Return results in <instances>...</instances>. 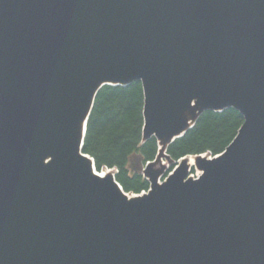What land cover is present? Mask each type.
<instances>
[{"label":"water","instance_id":"95a60500","mask_svg":"<svg viewBox=\"0 0 264 264\" xmlns=\"http://www.w3.org/2000/svg\"><path fill=\"white\" fill-rule=\"evenodd\" d=\"M134 82L163 153L207 111L244 124L126 193L83 144ZM0 264H264V0H0Z\"/></svg>","mask_w":264,"mask_h":264},{"label":"trees","instance_id":"16d2710c","mask_svg":"<svg viewBox=\"0 0 264 264\" xmlns=\"http://www.w3.org/2000/svg\"><path fill=\"white\" fill-rule=\"evenodd\" d=\"M144 106L141 82L125 87L106 86L97 94L87 123L83 152L94 159L97 170L117 169L116 180L127 193L149 190L142 170L156 159L159 150L155 138L143 143ZM243 124V115L234 108L207 111L191 130L168 147L167 155L174 162L187 156L220 155Z\"/></svg>","mask_w":264,"mask_h":264},{"label":"rangeland","instance_id":"374dc122","mask_svg":"<svg viewBox=\"0 0 264 264\" xmlns=\"http://www.w3.org/2000/svg\"><path fill=\"white\" fill-rule=\"evenodd\" d=\"M163 151H161V154L159 155L157 161L155 162V164L153 165L154 166V169H159L161 167H165L162 175L160 176L161 179L159 180V183L162 184L164 182V180L167 178V176L173 171V163H171L165 156H163ZM152 166V165H151ZM197 169L194 168L192 169V171L190 172V175L194 178H198V176L200 175H197Z\"/></svg>","mask_w":264,"mask_h":264},{"label":"bare ground","instance_id":"6f19581e","mask_svg":"<svg viewBox=\"0 0 264 264\" xmlns=\"http://www.w3.org/2000/svg\"><path fill=\"white\" fill-rule=\"evenodd\" d=\"M184 163L187 164L189 168L196 167V159L193 157H189V158L184 159ZM95 172H97V171H95ZM99 173H101V176L104 177V176L108 175L110 172L107 169H103ZM197 175H201V172L197 171Z\"/></svg>","mask_w":264,"mask_h":264}]
</instances>
